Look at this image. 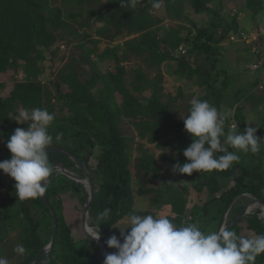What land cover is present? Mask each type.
<instances>
[{"label": "trees", "instance_id": "trees-1", "mask_svg": "<svg viewBox=\"0 0 264 264\" xmlns=\"http://www.w3.org/2000/svg\"><path fill=\"white\" fill-rule=\"evenodd\" d=\"M215 1L220 3V0H163L160 9L175 15L179 21L191 22V14L203 11L216 17L218 9L215 4L211 5ZM115 5L114 9L102 13L100 9L88 12V20L94 17L93 23L104 24L97 27L99 37L93 38L84 31L81 41L75 45V59L66 61L65 66L71 65L69 70L63 67L54 74V30L69 28L73 36L77 30L66 24L62 10L49 5V0H0V149L11 157L7 140L16 128L30 126L31 121L20 119L22 111L47 109L55 115L49 128L53 136L50 164L60 163L81 177L87 168L93 172L95 200L88 223L94 225L99 212L111 209L110 216L100 225L105 242L114 234L119 237L120 230L114 229L120 224L122 230L129 226L130 213L168 217L177 226H184L185 221L205 232L218 231L224 216L237 215L249 197H264L263 166L235 162L224 171L182 174L191 182L188 191L183 185H176L175 179L160 175L154 153L140 141L124 135L122 124H130L142 138L147 136V142L176 152L180 164L187 162L183 151L190 145L191 136L184 130V121L176 116L172 96L164 94L160 69L167 66L180 84L188 82L202 88L204 94L198 99L214 106L220 101L216 49L230 33L239 29L231 24L218 25L217 20L208 25L195 21L193 29L185 27L171 33L158 28L163 31L158 35L153 29L157 20L149 14L152 0H135L134 4L132 0L124 4L118 0ZM246 5L257 10L262 0H246ZM75 14L70 12L68 17ZM79 25L90 28L86 20ZM137 34L138 37H131ZM102 41L121 43L100 47ZM185 43L190 45L188 51L203 54L202 63L192 65L180 54L178 48ZM131 56L156 69L155 76L148 78L142 67L128 68ZM12 71L20 74L8 80ZM233 118L243 132L244 121L235 115ZM228 121L226 118L225 125ZM228 126H224L225 133ZM57 133H63L60 142L55 141ZM15 183L14 180L5 182L0 173V257L10 264H29L51 240L50 251L33 264H103L104 257L96 246L74 237L72 225L61 210L65 198H83L79 185L61 175L50 179L45 196L56 215L55 234L51 239L49 208L41 198L19 200ZM140 195L145 196L143 205L139 203ZM237 199L241 201L233 207ZM160 206L168 208L162 216ZM261 216L258 211L248 213L228 230L241 235L243 222L254 237L264 235ZM79 242H83L82 249ZM21 244L26 249L23 256L14 252ZM255 264H264V254L257 256Z\"/></svg>", "mask_w": 264, "mask_h": 264}, {"label": "clouds", "instance_id": "clouds-1", "mask_svg": "<svg viewBox=\"0 0 264 264\" xmlns=\"http://www.w3.org/2000/svg\"><path fill=\"white\" fill-rule=\"evenodd\" d=\"M162 5L163 0H152L154 9ZM190 105L189 114L184 117V130L191 136L190 145L183 151L187 162L174 164V173L191 176L193 172L224 171L239 161L237 152H260L261 139L256 135V127L246 123L242 133L233 129L226 134V118L215 106L195 97ZM20 119L31 124L28 128H16L11 134L6 146L12 156L0 161V170L16 182L19 200L37 199L44 196L53 174L49 160L53 136L49 128L55 115L47 109L33 108L31 112L22 111ZM16 121L20 123L19 119ZM62 137L63 133H57L55 141L60 142ZM110 214L109 208L97 214L89 229L92 239L101 238L100 225ZM127 220L129 226L125 229L116 227L119 237L114 234L106 240L107 247L116 251L106 254L103 264H255L257 256L264 254V235L244 237L228 230L226 225L218 231L205 232L194 223L177 226L168 217L150 214L130 213ZM14 252L23 256L26 249L21 244ZM0 264L10 261L0 257Z\"/></svg>", "mask_w": 264, "mask_h": 264}, {"label": "rangeland", "instance_id": "rangeland-1", "mask_svg": "<svg viewBox=\"0 0 264 264\" xmlns=\"http://www.w3.org/2000/svg\"><path fill=\"white\" fill-rule=\"evenodd\" d=\"M82 2H73L70 0H49V5L57 6L62 10V19L66 24L71 25L74 29L77 30V35L69 34V28L54 30L55 33V55L52 60L53 64V73L55 74L60 68L65 67L66 70H69L70 66H65L66 61L75 59L77 49L75 45L78 44L82 39V33L87 31L91 34V37L98 38L97 30L99 26H103V23H93V18L87 19V14L92 9H100L101 13L109 9L115 8V3L118 0H81ZM216 5L218 9V15L213 17L208 11H203L195 14H191V22H182L176 18L175 15L170 16L168 12L162 9L152 8L150 11V16L156 19V26L154 30L158 35H162L163 31L158 30V28L168 29L171 33L181 31L182 28L185 30V27L191 28L192 22H198L199 24H210L211 21L217 20L218 25L226 26L231 24V26H236L238 29L250 30L256 28L260 25H264V0H262V6L259 9H254L253 7H248L246 5V0H220V3L217 4L215 1L211 5ZM77 13L75 15L68 17L69 13ZM213 18V19H212ZM216 18V19H215ZM84 20L89 21L90 28L87 26H80L79 23ZM220 23V24H219ZM194 31L192 30V34ZM139 34L131 36L138 37ZM130 37V38H131ZM121 42H101L100 47L120 45ZM246 44L242 41H231L229 39L223 40L219 47H217V56L218 60L216 61V71L219 73L217 75L216 85L220 93V101L214 103L213 105L218 109L221 115L226 118H229L230 121L227 122L228 129L226 134L231 130H236L239 133L241 128L237 127V121L233 118V115L237 119L251 124L247 126L256 127L259 129L257 135L261 139V150L259 153L253 154L250 151L248 153L237 152L240 156V159L236 163L244 165H254V163H260L264 168V98L258 90L257 81L260 77L264 78V67L260 71H252L249 68L250 63L254 61L255 55H250L248 49H246ZM181 47L186 50L182 52L179 50L181 55H184L189 59L192 65H196L197 62L202 63L204 56L194 50L188 51L190 47L189 43L182 44ZM95 56L94 54H92ZM92 58H95L93 57ZM41 63V61H39ZM47 64V63H46ZM127 67H142L148 78L155 76L157 70L151 69L146 66V64L140 60V58L131 56L127 62ZM162 73V87L165 95H170L173 98V109L177 113V118L184 121V117H187L189 113L190 101L195 97L198 98L200 95L204 94V90L198 89L197 86H191L188 82H183L180 84L179 81L175 79L173 75L170 74L167 66L161 67ZM20 74L19 72L14 73L13 71L10 75L7 76L8 80H11L14 76ZM89 76V74L87 75ZM9 77V78H8ZM98 86L100 83H97ZM178 88L181 89V94L178 95ZM137 95V93H136ZM167 96H165V99ZM235 127L232 128L231 126ZM122 130L124 135L127 137H132L133 141H140L145 146H148L150 150L154 153L156 164L160 167V175L167 178H173L177 182L176 185L184 186L186 190L189 191L191 187V182L180 173H174L172 171L173 165L179 163V158L176 152L172 151L170 148L157 146L147 142L145 137H140L139 133L127 122L122 124ZM236 151L235 149H231ZM219 155H223L222 153ZM170 157L173 160L168 161V159H163L162 157ZM0 158L4 160H10L11 157L8 156L3 149H0ZM235 163V162H234ZM73 171V170H72ZM0 173L5 180V182H10L13 180L10 176L4 174L2 170ZM77 174V173H76ZM78 175V174H77ZM80 176V175H79ZM80 184L83 187H86L82 182ZM158 185V182L155 186ZM152 186V185H151ZM7 188H4L3 191H7ZM83 191V198L67 197L62 203V213L70 221L72 225V232L76 239H82L83 236L80 232V220L82 215V209L86 201V193ZM250 198V197H249ZM248 198V199H249ZM139 203L143 205L145 196H139ZM241 199H237L233 202V207L237 206L240 203ZM248 201V200H247ZM246 201V202H247ZM245 202V203H246ZM159 215L162 216L167 212L165 206H160ZM252 213L258 211L260 215L263 216L261 209L255 208L254 203L251 206ZM250 212V213H251ZM248 215V214H247ZM246 215V216H247ZM235 216V215H234ZM232 216V217H234ZM230 218H224V221L230 220ZM90 219V218H89ZM239 220V219H238ZM185 225L187 223L184 221ZM242 226L241 235L248 238H253L254 235L249 233L248 230L244 228V223L241 222ZM93 227L94 225H90ZM121 224L118 226L120 228ZM84 230L89 234V230L84 227ZM118 231V228L114 229ZM83 242H79V248H83ZM115 251V250H114Z\"/></svg>", "mask_w": 264, "mask_h": 264}, {"label": "water", "instance_id": "water-1", "mask_svg": "<svg viewBox=\"0 0 264 264\" xmlns=\"http://www.w3.org/2000/svg\"><path fill=\"white\" fill-rule=\"evenodd\" d=\"M51 150L52 149H49V151H51ZM81 163L83 164V162H81ZM52 167H53V174H52L51 178H53L55 176H59V175L65 176V177L73 180L86 193L87 197H86V201L84 203L83 209H82V215H81V220H80V232L82 233L84 242H86L89 245L96 246L100 250L102 256L105 258L106 254L114 252V250L108 248L107 245H106V242L102 238H100L98 241L94 240L84 230L85 224H86L87 220L90 218V214H91V211H92V208H93V204H94V200H95V193H94V187H93V181H94L93 172L89 168H87L85 176L81 177V176L77 175L74 171H72L70 168L65 167L64 165H62L60 163L59 164H55ZM80 181H85L86 184H87V187H83L80 184ZM258 199L261 200L263 202V204H264V197L263 196H260V195L251 196L248 199V201L245 203V205L241 209V211L237 215L232 217L230 220H228L227 222L224 221L223 224L221 225V227L226 225L227 228H229V226H231L233 223H235L238 219H240L242 217H245L248 213L251 212L250 210H251L252 204ZM41 200L49 208L50 213L52 215V234H51V239H52L54 237L55 229H56V215H55V211L51 207V205L49 204L45 194H44L43 197H41ZM224 218H225V216H224ZM99 231H100V229H99ZM51 246H52V241L50 240L37 253V255L29 262V264H33L43 253H48L50 251V249H51Z\"/></svg>", "mask_w": 264, "mask_h": 264}, {"label": "built area", "instance_id": "built-area-1", "mask_svg": "<svg viewBox=\"0 0 264 264\" xmlns=\"http://www.w3.org/2000/svg\"><path fill=\"white\" fill-rule=\"evenodd\" d=\"M229 40L231 41H242L246 45L250 55H255L252 63H250V70L261 71L264 67V25H260L256 28L250 30L239 29L236 32L230 33ZM179 50L185 52V50L180 46ZM257 88L264 98V78L260 77L257 81ZM232 128L235 126L232 125Z\"/></svg>", "mask_w": 264, "mask_h": 264}, {"label": "bare ground", "instance_id": "bare-ground-1", "mask_svg": "<svg viewBox=\"0 0 264 264\" xmlns=\"http://www.w3.org/2000/svg\"><path fill=\"white\" fill-rule=\"evenodd\" d=\"M80 182H82L87 187V184L85 181H80ZM254 207L261 209V211L263 213V217H264V204L259 199L254 202ZM85 228H87L88 230L91 228V226L88 223V220L85 224Z\"/></svg>", "mask_w": 264, "mask_h": 264}]
</instances>
